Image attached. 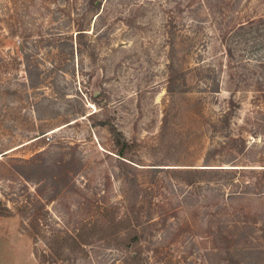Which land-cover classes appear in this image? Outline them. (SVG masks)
I'll list each match as a JSON object with an SVG mask.
<instances>
[{
	"label": "rangeland",
	"instance_id": "rangeland-1",
	"mask_svg": "<svg viewBox=\"0 0 264 264\" xmlns=\"http://www.w3.org/2000/svg\"><path fill=\"white\" fill-rule=\"evenodd\" d=\"M90 1L0 0V264H122L130 251L137 264H264V195L190 191L176 170H149L202 165L207 151L212 165H260L264 123L235 82L264 49L229 26L264 18V0ZM171 45L184 92L170 101ZM229 99L230 134L248 147L235 163L208 127ZM124 212L135 246L106 231L68 250L80 222Z\"/></svg>",
	"mask_w": 264,
	"mask_h": 264
},
{
	"label": "trees",
	"instance_id": "trees-1",
	"mask_svg": "<svg viewBox=\"0 0 264 264\" xmlns=\"http://www.w3.org/2000/svg\"><path fill=\"white\" fill-rule=\"evenodd\" d=\"M96 0H91L89 6L92 9L97 11L98 4H94ZM99 2V1H98ZM95 15V11H94ZM237 23H233L229 28L233 30L237 35H240L241 42L243 45L246 43L247 39L244 35H252L249 43L253 52L257 50L264 49V18L258 17L256 19H242L238 18ZM171 28H175L174 25H171ZM229 32V29H228ZM168 34L173 36V32L169 31ZM81 33L79 30L75 33V39L80 37ZM172 40V39H171ZM227 57L231 58V50H227ZM167 63V72L168 77L166 81L165 94L172 100L176 94L183 93L181 88L184 85L183 71L174 66V49L172 45L170 46L169 55ZM252 67L250 75L248 69H246V64L238 65L240 73L237 76V81L235 82L236 87H251V105L256 110L258 114V119H255L256 125L264 123V56H257L252 60ZM248 73V75H246ZM251 76V80L249 81ZM237 112V108L232 99L226 103L225 108L216 115L213 122L208 124L210 133H218L222 142L218 145L220 150H227V153L232 156L231 163H235L239 158L243 157L248 150L247 143L240 134L232 135L230 134V125L234 117V114ZM166 113L162 115V127L163 131L166 123ZM207 129V130H209ZM256 131V129H253ZM113 134V141L118 147H123L118 149V154L120 158H124L126 155V148H129V145L122 143L120 140V134L115 131V129L110 131ZM239 132V131H238ZM254 135L256 133H253ZM42 133L36 137L41 136ZM34 137V138H36ZM239 145L238 149L235 147ZM264 147V146H263ZM264 152V148H263ZM213 155L210 151L206 152L204 159L202 160V165H192L189 168L184 169H159L151 168L152 172H157V170H176L172 171L173 177L180 184L184 185L190 191H195L200 188L201 185H206V187H214L216 191L222 192V190L227 191L225 197L231 198L234 196H262L264 195V153L259 154L258 160L256 161L260 165L247 166V165H229L230 167H222L221 165H212L210 164L213 158ZM128 160V159H127ZM129 161V160H128ZM161 166V165H153ZM148 170V169H147ZM238 178H244V181H239ZM132 219L125 215V212L118 219L111 218L106 220L103 224H97L94 222L92 224L80 222L74 237H65L69 239V245L71 248L68 250H73V248L81 249L82 246L88 244L89 236L96 234L97 232H110L114 235L120 233L121 236L118 237V241L122 242L121 246L127 248L131 244L134 246L138 243L139 235L134 226L131 224ZM111 229V231H110ZM130 238L132 241L130 244H123L126 242V239ZM120 248V247H118ZM138 253L130 251V253H124L122 264H137Z\"/></svg>",
	"mask_w": 264,
	"mask_h": 264
}]
</instances>
